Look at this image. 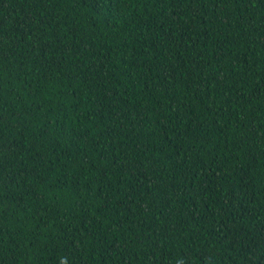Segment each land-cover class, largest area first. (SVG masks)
<instances>
[{
    "label": "trees",
    "instance_id": "16d2710c",
    "mask_svg": "<svg viewBox=\"0 0 264 264\" xmlns=\"http://www.w3.org/2000/svg\"><path fill=\"white\" fill-rule=\"evenodd\" d=\"M0 264H264V0H0Z\"/></svg>",
    "mask_w": 264,
    "mask_h": 264
}]
</instances>
